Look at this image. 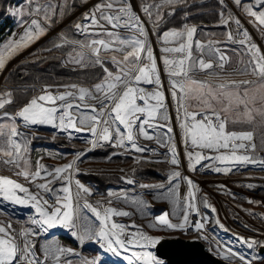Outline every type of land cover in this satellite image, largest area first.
Here are the masks:
<instances>
[{"label": "snow or ice", "instance_id": "6c2138e0", "mask_svg": "<svg viewBox=\"0 0 264 264\" xmlns=\"http://www.w3.org/2000/svg\"><path fill=\"white\" fill-rule=\"evenodd\" d=\"M181 0H159L158 3H145L140 11L148 18L155 30L163 19L165 5H173ZM68 0L57 5L55 0H28L29 8L16 9L12 15L23 17L27 15L30 20L20 23L26 25L24 33L14 40L0 46V72L8 61L21 50L30 46L47 31L54 15L63 16ZM223 3V0H221ZM245 14L252 19L256 29L264 33V0H234ZM57 8L59 12L57 13ZM171 14V13H169ZM221 15L222 23L227 27L229 23L236 25L227 33V40L242 46L240 49L246 60H241L244 66L234 69L237 75H252L255 81H231L216 86L207 81L195 78L198 73L219 77L226 73L225 66L229 57L219 48L203 46L199 41L195 44L194 55L193 35L195 27L185 26L183 30H169L158 37L161 43L163 64L170 80L169 91L176 103L177 118L185 145V153L190 171H197V166L202 161L208 160L209 164L201 165L211 168L212 171L227 174L233 171L236 165H259L264 168V158L255 159L251 152L255 150L253 134L251 132L228 131L229 115L236 112L252 118L257 97L264 103V51L252 40L248 30L243 27L239 18ZM86 24L77 23L75 28L84 40L68 39L61 37V42L54 45L63 47L69 45L72 51L68 53V61L81 67L99 65L104 72L100 82L92 88L72 84L64 86L67 90L53 94L48 91V86L42 89V94L32 98L15 115L3 113L2 116L10 121V125L0 124V136L7 135V139L0 141V155L8 157L2 162L19 169L17 176H22L29 184L34 185L36 191L9 177H0V203L9 202L16 206H30L35 209L37 216L31 220L38 226L39 231L24 229L15 232L11 224H0V264H72L71 260L62 259L73 253L55 241L48 240L42 245V255L37 254L34 237L46 233L56 227L71 230V235L78 241L95 240L105 252L115 256H123L127 264H161L156 256L147 250L134 251L133 248L147 249L159 243L158 238L151 237L141 232L128 233L126 226L113 220V217L130 216L131 213L111 207L112 201L103 200L91 203L87 197L91 196L90 188L75 180L73 189V173L76 161L48 170L37 161L36 171L30 172L29 143L24 133L17 130V117L25 128L34 125H50L60 131L68 132L69 137L75 132L90 133L92 147L102 146L101 142L110 143L113 147L123 148L126 151L134 150L137 153H154V149L141 146L138 139L142 136L145 140H153L161 146L169 147L171 153L170 164L180 165L178 154L175 150L167 104L162 90L160 74L157 69L156 58L153 55L151 44L148 40V31L141 16L133 11L130 0H104L96 5L91 13H85ZM123 29V32H121ZM207 54V59L205 58ZM111 57V64L116 71H110L105 66V57ZM219 69V71H217ZM141 85H154L146 89ZM195 100V105L190 101ZM11 93H0V109L11 103ZM142 102V103H141ZM195 108L196 110H190ZM242 110V111H241ZM163 120L167 123L160 124ZM147 126V127H146ZM9 128L7 133L3 129ZM149 128H166L165 133L150 134ZM165 137L161 139L160 137ZM78 158V157H77ZM140 162V157H137ZM217 165H223L217 166ZM181 177L180 171H173L165 186L140 185L142 188H156L155 198L167 199L169 202L181 203L178 188L179 184L173 181ZM190 188L195 189L194 182L184 177ZM41 180L43 182H37ZM57 181L61 184L57 188L51 187ZM128 184H133L132 179H127ZM253 185H248L252 187ZM46 194H50L47 195ZM114 195L109 192V196ZM125 203L131 204L146 215L148 203L140 197L129 198L122 194ZM120 199L121 196H117ZM251 202V201H250ZM205 207L211 208L207 200H203ZM87 210L95 217L98 224L83 214ZM182 223L172 224L167 216L157 220L160 225L168 229L186 230L185 226L192 227L200 232L206 227L209 220L203 216L195 224H191L189 216L201 213L195 204V195L189 191L183 202ZM7 211V209H0ZM214 213L215 208H211ZM215 223L219 228L224 225L216 218ZM155 227L154 224L149 225ZM133 228L139 226L133 224ZM227 231V229H224ZM138 237V238H137ZM237 242L248 249L264 248V242L249 238L237 237ZM130 253V255H124ZM228 264L238 260L240 264H253L257 257H246L242 253L228 248L221 251ZM81 264H99V259L83 260Z\"/></svg>", "mask_w": 264, "mask_h": 264}, {"label": "rangeland", "instance_id": "374dc122", "mask_svg": "<svg viewBox=\"0 0 264 264\" xmlns=\"http://www.w3.org/2000/svg\"><path fill=\"white\" fill-rule=\"evenodd\" d=\"M138 4L141 6L146 2H142L141 0H137ZM212 0H197L191 4H202L207 3ZM217 1V8L219 10V17L221 20V13L223 12L225 17L229 15L239 18L244 28H246L252 37V40L264 51V33L259 32L256 27L250 23L251 17L247 16L245 12L239 8L234 0H221ZM104 0H79V5L76 10L71 9L70 15L66 18L62 17L57 21L51 22L50 25H46L47 31L44 35H42L38 40L31 43L30 46L21 50L17 55H15L12 59H10L5 67V69L0 72V80H3V88L5 94L11 93V101H13V87L6 84V80L9 74L19 65V63H23L28 59H31L32 53L36 50L40 49L41 46L48 41V39H52L55 37H67L65 30L71 29L74 34L78 35L79 38L76 40H84L85 37L79 35L75 28L77 23L86 24L87 21L84 19L85 13H91L96 5L103 3ZM156 3L159 0L155 1ZM41 3H47V0H41ZM153 3V2H150ZM1 2H0V11H1ZM25 9L29 8L28 0H23L18 4L11 6L9 9V17L15 24V29L12 34H6L3 39H0V46L9 42L10 40L18 39L25 31L26 25H22L20 23L21 19L24 21H28L31 17L24 15L20 17L19 15H12V11L16 9ZM186 6H177L173 5H165L163 9V19L160 21L158 28L155 30L152 28V38H150V44L153 50V39L161 45L158 37L161 36L164 32L169 30H183L185 26L195 27L196 32L193 35V50L194 55H199L195 51V44L199 41L205 48L213 47L219 48L221 51H224L225 54L229 57V63L225 66L226 73L233 74H222L219 77L210 76L203 72L196 74L195 78L198 80L207 81L209 84L216 86L223 83H229L231 81L240 82V81H255L256 77L252 75H237L234 74V69L240 67L242 68L244 65L240 63L241 60H246L247 57L242 55L240 49L242 46L236 43H231L227 40V33L230 29H235L236 25L234 23H229L226 27L222 21H220L219 25L223 26L226 29L225 35L221 39H206L200 38L198 36V32L200 28L210 27L207 23H194L188 20L184 21L180 24V26L173 27L171 29H164L162 25L164 23H168V21L177 18L178 10L184 9ZM73 10V11H72ZM171 13V14H169ZM69 18V20H67ZM144 19L148 21V18L144 15ZM145 22V20H143ZM147 23V22H146ZM148 24V23H147ZM123 32V29H121ZM48 37L43 41V43L33 49L26 58L21 59L14 66L9 68V64L22 53L26 52L31 47L35 46L42 38ZM81 37V38H80ZM68 38V37H67ZM70 39V38H68ZM61 42V41H60ZM58 42V43H60ZM65 51H68L66 56L62 58L61 62L65 68H74L80 65L74 64L68 61V53L72 51L71 46L65 45ZM34 55V54H33ZM205 58L207 59V54L205 53ZM111 57L106 56L105 62L111 64ZM115 68V67H114ZM110 71L115 72L114 70L109 69ZM219 71V69H217ZM83 87L92 88L95 84H76ZM144 88L150 89L153 88L152 85H141ZM34 94L32 97L24 103L21 107H18L15 111H11L7 109L11 103L5 105L3 109H0V124L10 125V121L7 120L6 117H3V113H9L15 115L20 109H22L32 98L38 97L42 92V89L46 87V85H33ZM48 90H53L56 92L66 91L67 89L64 85L60 86H48ZM142 103V102H141ZM191 104L195 105L197 102L195 100L190 101ZM253 109L252 118L248 119L244 115H237L236 112H233L229 115V123L227 124L228 131H236V132H251L253 134V143H255L256 148L251 152V156L255 159L264 158V103H261L259 97H257V101L255 104L250 105ZM190 110H196L195 108ZM242 111V110H241ZM17 130L19 132L24 133L25 137L30 141L29 143V152L27 153V158L29 160V171L35 172L37 161L41 165H43L48 170L55 169L57 167H62L71 163L72 161H77L76 167L78 171H75L74 174L76 178L83 184L87 185L94 193L102 196H109V192L116 194L121 189H134L140 188V185H155L159 183L166 182L168 180V176L173 171H176V166L171 165L169 160L171 153L169 151V147L161 146L156 142V136L154 135L153 140H145L141 136L138 139V143L141 146L147 147L149 149H154V153L143 152L137 153L134 150L126 151L123 148L113 147L110 143L101 142L102 146L92 147L89 141L91 140L90 133L88 132H75L74 130L69 129L68 131L72 133L71 137H69L68 132L60 131L56 128L51 127L50 125H34L29 128H25L22 125V121L17 117ZM160 124L165 123V121L160 120ZM240 124L237 127H233L234 124ZM246 125V126H244ZM163 130V131H162ZM4 133L9 131L8 127L3 129ZM151 132V131H149ZM167 132L166 128H152V134L154 133H165ZM46 134V135H44ZM37 135H44L42 137H37ZM164 139L165 137H160ZM7 135L0 136V141L6 140ZM73 147H77L78 150L76 152L72 151ZM78 157V158H77ZM137 157H140V162H137ZM8 159V157L0 155V175L1 177H12L21 181V184L27 185L30 187L32 191H36L34 185H31L26 181L22 176H17L16 172L19 170L12 165H8L3 163V160ZM210 161L205 160L201 163V165L209 164ZM146 166L154 171L160 172L162 174L158 175L159 177L156 179H144L143 173H141L138 169ZM219 166V165H217ZM199 168V169H198ZM199 178H207L215 177L219 179L232 180L235 184H238L237 189L228 190L225 188V196L227 197V201L229 202V207L232 208L233 202L237 205V207L249 206L245 213V218L239 219V211L234 213L233 209L230 210L228 217H226V224L224 223V229L219 228V226L215 223L216 218L219 217L221 211L219 209L215 210V214L213 212L211 217H208L209 220L207 225L202 230H207L206 234H201L196 232V234H187L185 230L180 229H168L164 225H160L155 221V217L158 219L162 216H167L168 220L172 224H177L181 222V217H173L169 212L164 211V209L158 205L157 198H155L156 188H146L141 189L133 194H128L129 198L131 197H140L144 201H146L149 205L147 209H145L146 215H142L140 211L134 207L131 202L125 203L123 197L118 199V201L113 202L114 208L118 210H124L131 213L130 216H118L113 217L116 222L120 223V221L129 224L130 220H136L139 223L140 229L143 234L149 235L154 238H163V237H178L182 236L185 238H196L203 241L207 248L213 252L215 255L225 260L222 255H220L221 251H226L228 248H231L233 251L244 254L246 257L251 258L252 256L257 257V259L253 260V264H264V252L260 251V247H256L255 249H248L245 245H241L237 242V237H243L245 240L252 238L259 242H264V168H261L258 164H248L247 166L236 165L233 168V171L228 172L227 174L220 172H214L211 168H203L201 170V166H197V171L193 172ZM106 178V179H102ZM127 179H132L135 184H128ZM210 179V178H209ZM99 180H106L104 183H99ZM236 180V182L234 181ZM37 182H43L38 180ZM61 184L60 181H57L55 184L51 185V187H59ZM247 184V185H246ZM59 185V186H58ZM244 188H242L241 186ZM248 185H253L252 187H248ZM214 190L215 188L212 187ZM148 189V190H147ZM180 189V188H178ZM211 189V190H213ZM119 190V191H118ZM181 191L183 189H180ZM227 190V191H226ZM179 192V190H178ZM228 194V195H227ZM50 195V194H46ZM185 194L181 192V197ZM213 197V196H212ZM214 198V197H213ZM120 201V202H119ZM156 201V202H155ZM251 201V202H250ZM215 202L216 201L215 197ZM173 205V202H170ZM126 206V207H125ZM25 208V209H24ZM126 208V209H125ZM200 208V207H199ZM245 210V207H243ZM0 209H7V211H0V224L7 226L11 224V227L15 232H20L24 229H33L39 231L38 226L31 223V220L37 216L35 213V209L26 208L25 206H13L9 202L0 203ZM240 208H238L239 210ZM243 210V211H244ZM86 214L90 220L96 224L98 221H95V217L92 216L90 212L86 209L84 213ZM219 214V215H218ZM233 214V215H232ZM236 215V216H235ZM237 217V218H236ZM157 219V220H158ZM219 219V218H218ZM236 219L239 223L236 222ZM222 221L220 220V223ZM154 224L155 227H150L149 225ZM238 225V226H237ZM185 228H187L185 226ZM127 235L125 234L124 238L127 239ZM36 242V250L38 255H42L41 248L45 241L52 240L56 241L60 246L72 249L76 251H81L82 254L72 255L69 254L66 257H62V259L71 260L72 264H81L83 260H95L99 259V264H103L104 262L110 264H127V261L123 259V257H115L111 252H105L100 244L95 240L84 241L81 243L74 236L71 235V230H55L49 229L46 233H42L41 235L34 237ZM153 250V247H149ZM134 251H142L147 249L133 248ZM154 253V251H153ZM124 255H130V253H124ZM155 255V253H154ZM72 256V257H71ZM83 256V257H81ZM156 256V255H155ZM86 259H85V258ZM103 257V258H102ZM156 258L161 261V264H164V261L156 256ZM227 261V260H226ZM228 262V261H227ZM233 264H240L238 260H234Z\"/></svg>", "mask_w": 264, "mask_h": 264}, {"label": "trees", "instance_id": "16d2710c", "mask_svg": "<svg viewBox=\"0 0 264 264\" xmlns=\"http://www.w3.org/2000/svg\"><path fill=\"white\" fill-rule=\"evenodd\" d=\"M23 0H0V39L6 34H12L15 29V24L9 17V9ZM142 2L150 3L157 0H141ZM197 0H181L179 3H175L174 6H186L184 9L178 10L177 18L164 23L162 27L164 29H171L176 26H180L181 23L188 20L194 23H207L210 27L200 28L198 36L202 39H221L224 37L226 29L220 26L219 10L217 8V1L212 0L207 3L195 4L189 6V4ZM56 4L63 3V0H55ZM79 5V0H68L65 7V13L63 16L54 15L52 22L59 20L60 18H66L70 14V10H76ZM72 10V11H73ZM59 8H57V13ZM66 36L70 39H78L79 36L74 34L73 30H65ZM61 41L60 37L48 39L40 49L36 50L31 55V59L19 63V65L9 74L6 84L13 87V101L7 106V109L12 112L18 107L24 105L32 95L34 94L33 85H46V86H60V85H72V84H96L100 82L104 75L103 69L99 66H76L75 68H65L61 60L66 56L68 51H65L66 47H55ZM34 54V55H33ZM105 66L108 69L114 70V66L105 62ZM240 124L236 123L233 127H237ZM246 126V125H244ZM143 173L144 179H156L159 176L154 173L150 168L144 166L138 169ZM106 179V178H102ZM107 180V179H106ZM106 180H99V183H104ZM103 264H110L104 262Z\"/></svg>", "mask_w": 264, "mask_h": 264}, {"label": "bare ground", "instance_id": "6f19581e", "mask_svg": "<svg viewBox=\"0 0 264 264\" xmlns=\"http://www.w3.org/2000/svg\"><path fill=\"white\" fill-rule=\"evenodd\" d=\"M130 2L132 4L133 11L136 12L137 14H139L141 16L142 20H145L144 24H145L146 30L148 31V40L150 42V38H152L151 37L152 36V32H151L152 31L151 30L152 29V25L150 24L149 21L144 19V14L140 11L141 6L138 4V1L137 0H130ZM153 55L156 58L157 69H158L159 74H160L162 90L164 92L165 102L167 104V112H168V116H169L170 126L172 128V133H170L169 135H171L174 138L175 150H176V153L178 154V158L180 160V165L175 170L176 171H180L181 177L177 178L176 180H174L173 183L174 184L178 183L179 184V188L183 189L182 191L180 189H178L179 190L178 194H179V198H180V201H181V203L179 205H177L176 203H173V205H171L169 200H167V199H158L157 200L158 205L161 206L164 209V211L169 212L173 217H181V219H182V216H183V210H182L183 209V202L185 201V198L187 197L188 192L189 191H193L194 195H195V204H196L197 208L199 209V212L201 213V215L197 216L195 213H191L190 216H189V221H190L191 224L194 225L195 222H197L198 220H202L203 216L211 217L212 216L211 208H215V210L219 209L221 211L220 215L218 214L219 215V217H218L219 221L220 220L222 221L221 224H224V223L226 224V221H227L226 217H228V214L230 213V210H232V209H233L234 213H236V211H239V216H238L239 219H241V218L244 219L245 218V215H244L245 213H243L242 215H241V213L242 212H246L248 209H250V207L249 206L248 207L247 206H243V207H245V210H244L243 207H237V205L235 203L230 201V203L233 205L232 208H231V207H229V202L227 201V197L225 196V188L226 187H227L228 190L237 189L238 184H235L232 180H225V178L224 179H219V178H215V177H212V176L211 177L207 176V178H199L197 175H195L193 173V171L189 170L188 161H187L186 153H185V145H184L183 140H182V132H181V129L179 127V121H178V118H177L176 103L173 100V98L171 96V93L169 91L170 80H169L168 73H167V71L165 69V66L163 64L162 57L165 54L161 52V45L156 43V41L154 39H153ZM144 86H146V85H144ZM152 86H153V88L155 87L154 85H152ZM2 88H3V80H0V93H4ZM147 89H150V86H148ZM48 91H50L53 94L65 92V91L56 92V91H53V90H48ZM41 94H42V92L40 93V95ZM165 123H167V122H165ZM165 123H163V124H165ZM148 131L152 132V128H149ZM151 132H149V133L152 134ZM219 166L223 167V165H219ZM75 168L77 169L76 164H75ZM170 175H171V173L169 174L168 180L166 182L155 184V185H150V186H158L160 184H164L166 187L170 186L168 184ZM0 177H1V175H0ZM184 177H188L194 182L195 189L189 187V185L187 184L186 180L183 179ZM10 178L15 180V181H17V182H19V183H21V181L18 180V179H15V178H12V177H10ZM75 180H78V179L76 178V175L73 173V184H72L73 189H75ZM234 181L236 182V180H234ZM81 184H83V183H81ZM83 185L88 187L85 184H83ZM212 187H214L215 190ZM241 187L244 188L243 186H241ZM55 188H57V187H55ZM141 189H143V188L140 187V188H134V189H121L120 191L118 190L119 192H117L116 194H114L112 196L98 195V194L94 193L90 189L92 195L88 196L87 199L93 204H95L96 201H99V200H103V201L106 202L107 200L110 199L112 201L110 206L114 208L113 202L118 201V199L116 198L117 196L123 197L122 194H126V195L133 194L134 195V193H136L137 191H139ZM144 189H146V188H144ZM211 189H213V190H211ZM181 192H184V194H185L183 197H181ZM215 197H216V201L218 202V204H216V202H215ZM204 199H206L207 203L209 205H211V208L204 206V204H203V200ZM25 207L26 208H30V206H25ZM238 208H240V209L238 210ZM216 217H217V215H216ZM157 219H158V217H155V221H157ZM113 220H115V219L113 218ZM129 220H130V222H129L128 225H126V223L120 221L121 224L126 226L127 231H126L125 234L136 233V232L143 233L141 231V229H140L139 223L136 222L135 219L134 220L129 219ZM236 222L239 223L237 219H236ZM180 223H182V220H181ZM180 223H178V224H180ZM133 224H135V225H137L139 227L138 228L131 227V225H133ZM186 227L187 228H185L186 229L185 231H187L186 232L187 234H196L197 231H194L192 227H189L188 225H186ZM53 229H55V230H58V229H60V230H68L66 228H61V227H56V228H53ZM206 232H207V230H201L199 233L206 234ZM147 251H151L153 253V250L151 248H148ZM73 253H78L79 256H80V254H82L81 251H79V250L78 251L73 250ZM72 255H74V254H72ZM113 256H115V255L113 254ZM81 257H83V256H81ZM115 257H118V256H115ZM119 257H123V256H119ZM86 260H88V259H86Z\"/></svg>", "mask_w": 264, "mask_h": 264}, {"label": "water", "instance_id": "95a60500", "mask_svg": "<svg viewBox=\"0 0 264 264\" xmlns=\"http://www.w3.org/2000/svg\"><path fill=\"white\" fill-rule=\"evenodd\" d=\"M47 38H42L35 46L15 58L9 64V68L21 59L26 58L33 49L41 45ZM42 136L44 135H37V137ZM157 174L160 175L162 173L157 172ZM153 251L158 258L164 261V264H228L226 260L211 252L203 241L196 238H185L182 236L163 237L153 247ZM260 251L264 252V248L260 247Z\"/></svg>", "mask_w": 264, "mask_h": 264}, {"label": "flooded vegetation", "instance_id": "af4514ba", "mask_svg": "<svg viewBox=\"0 0 264 264\" xmlns=\"http://www.w3.org/2000/svg\"><path fill=\"white\" fill-rule=\"evenodd\" d=\"M81 38V37H80ZM75 68V67H74ZM44 135H46V134H44ZM47 136V135H46ZM78 150V148L77 147H73L72 148V151H74V152H76ZM123 189H125V188H123ZM101 195V194H100Z\"/></svg>", "mask_w": 264, "mask_h": 264}]
</instances>
